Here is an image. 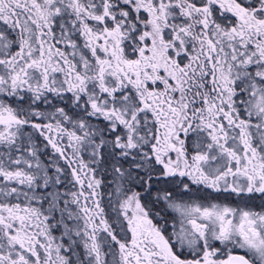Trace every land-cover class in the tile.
<instances>
[{
	"label": "snow or ice",
	"instance_id": "1",
	"mask_svg": "<svg viewBox=\"0 0 264 264\" xmlns=\"http://www.w3.org/2000/svg\"><path fill=\"white\" fill-rule=\"evenodd\" d=\"M0 264H264V0H0Z\"/></svg>",
	"mask_w": 264,
	"mask_h": 264
}]
</instances>
